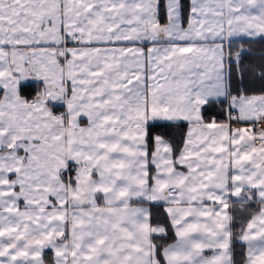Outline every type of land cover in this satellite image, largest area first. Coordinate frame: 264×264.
I'll return each instance as SVG.
<instances>
[{
  "label": "snow or ice",
  "instance_id": "1",
  "mask_svg": "<svg viewBox=\"0 0 264 264\" xmlns=\"http://www.w3.org/2000/svg\"><path fill=\"white\" fill-rule=\"evenodd\" d=\"M244 38L264 0H0V264H264Z\"/></svg>",
  "mask_w": 264,
  "mask_h": 264
},
{
  "label": "trees",
  "instance_id": "2",
  "mask_svg": "<svg viewBox=\"0 0 264 264\" xmlns=\"http://www.w3.org/2000/svg\"><path fill=\"white\" fill-rule=\"evenodd\" d=\"M243 47L246 51L243 53L242 59L245 65H258L264 62V40H251V41H240L234 42L232 45L233 52ZM233 86L236 87V81L234 78ZM244 87L249 90L250 93H258L264 84L258 80H253L250 75L245 77ZM226 104H211L208 106V111L206 112L207 117L215 116L218 120H223L225 114L223 109Z\"/></svg>",
  "mask_w": 264,
  "mask_h": 264
},
{
  "label": "crops",
  "instance_id": "3",
  "mask_svg": "<svg viewBox=\"0 0 264 264\" xmlns=\"http://www.w3.org/2000/svg\"><path fill=\"white\" fill-rule=\"evenodd\" d=\"M252 40H259V38H255V39H252ZM240 41H249V40H248V38H244V39H238L235 42H240Z\"/></svg>",
  "mask_w": 264,
  "mask_h": 264
}]
</instances>
